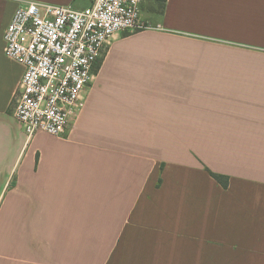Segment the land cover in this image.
<instances>
[{
	"label": "crops",
	"instance_id": "obj_1",
	"mask_svg": "<svg viewBox=\"0 0 264 264\" xmlns=\"http://www.w3.org/2000/svg\"><path fill=\"white\" fill-rule=\"evenodd\" d=\"M24 1L0 0V264H264V0H143L162 29L115 34L65 135L31 139Z\"/></svg>",
	"mask_w": 264,
	"mask_h": 264
},
{
	"label": "built area",
	"instance_id": "obj_2",
	"mask_svg": "<svg viewBox=\"0 0 264 264\" xmlns=\"http://www.w3.org/2000/svg\"><path fill=\"white\" fill-rule=\"evenodd\" d=\"M143 0H95L92 6L25 0L4 34L6 56L25 66L15 115L28 139L62 137L82 112L95 64L119 32L162 29L141 17Z\"/></svg>",
	"mask_w": 264,
	"mask_h": 264
},
{
	"label": "trees",
	"instance_id": "obj_3",
	"mask_svg": "<svg viewBox=\"0 0 264 264\" xmlns=\"http://www.w3.org/2000/svg\"><path fill=\"white\" fill-rule=\"evenodd\" d=\"M101 65V59L98 60V62L95 64V66H100ZM212 175L224 186V187H228L229 186V178L226 175H221L218 173H214L212 172Z\"/></svg>",
	"mask_w": 264,
	"mask_h": 264
}]
</instances>
